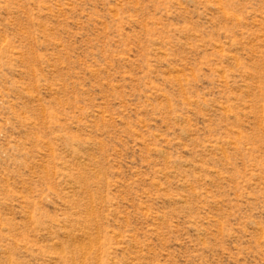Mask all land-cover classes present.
I'll use <instances>...</instances> for the list:
<instances>
[{"label":"rangeland","instance_id":"1","mask_svg":"<svg viewBox=\"0 0 264 264\" xmlns=\"http://www.w3.org/2000/svg\"><path fill=\"white\" fill-rule=\"evenodd\" d=\"M0 264H264V0H0Z\"/></svg>","mask_w":264,"mask_h":264},{"label":"bare ground","instance_id":"2","mask_svg":"<svg viewBox=\"0 0 264 264\" xmlns=\"http://www.w3.org/2000/svg\"><path fill=\"white\" fill-rule=\"evenodd\" d=\"M89 237V236H88ZM88 239V238H87ZM90 239V238H89ZM90 243V242H89ZM84 244V243H83ZM96 244V243H95ZM89 245V244H88ZM88 247V246H87ZM90 248H92V247H90ZM84 250H86V249H84ZM62 251V250H61ZM83 251V250H82ZM88 253V252H87ZM83 254V253H82ZM85 254V253H84Z\"/></svg>","mask_w":264,"mask_h":264}]
</instances>
